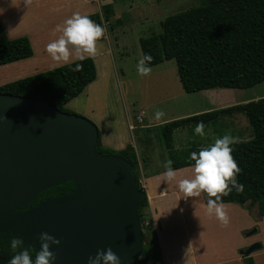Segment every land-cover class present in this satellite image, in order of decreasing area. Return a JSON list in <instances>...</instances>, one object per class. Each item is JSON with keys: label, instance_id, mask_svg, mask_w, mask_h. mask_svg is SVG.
Wrapping results in <instances>:
<instances>
[{"label": "trees", "instance_id": "1", "mask_svg": "<svg viewBox=\"0 0 264 264\" xmlns=\"http://www.w3.org/2000/svg\"><path fill=\"white\" fill-rule=\"evenodd\" d=\"M113 13L112 5L105 4L101 12L90 14L89 18L104 27ZM161 27L162 32L140 39L142 52L152 56L149 66L175 59L179 80L186 92L214 87L247 89L264 82V0H200L198 6L168 15L161 22ZM33 53L30 39L27 36L11 39L0 19V66L31 57ZM77 63L81 64V68L74 71ZM96 74V64L91 57L7 82L0 85V92L38 97L61 111L77 113L68 109L66 103L78 96L96 78ZM236 113L246 116L252 131L249 139H237V143L231 146V154L241 169L236 179L244 185V189L239 193L233 189L227 196H221L220 203L256 205L264 216V97L172 119L158 126V130H161L173 169H178L194 165V161L189 159V153L198 152L208 145L195 144L185 149H176L174 133L177 129L194 127L197 121L204 122L206 127L221 117ZM98 131L96 150L127 159L132 165L131 172L137 179L138 187L144 190L139 177L140 161L134 145L128 144L123 149L107 148L102 143L99 128ZM75 188L76 184L68 181L48 189L40 193L31 204L22 207L21 211L37 207L47 198L71 193ZM203 195L207 203L209 197L205 193ZM147 202L145 193L140 201V217ZM145 227L147 225L143 221L142 229ZM2 234L0 264H7L14 254L9 247V237L14 234ZM30 254L34 257V250H30ZM127 264H162L159 249L155 244L144 243L142 254ZM244 264L255 263L248 257Z\"/></svg>", "mask_w": 264, "mask_h": 264}, {"label": "water", "instance_id": "2", "mask_svg": "<svg viewBox=\"0 0 264 264\" xmlns=\"http://www.w3.org/2000/svg\"><path fill=\"white\" fill-rule=\"evenodd\" d=\"M97 125L48 101L0 92V233L39 248V233L59 240L50 246L55 264H86L110 247L122 264L143 251L145 195L123 156L96 150ZM73 181L71 193L21 211L37 196ZM252 245L248 252L259 248Z\"/></svg>", "mask_w": 264, "mask_h": 264}, {"label": "crops", "instance_id": "3", "mask_svg": "<svg viewBox=\"0 0 264 264\" xmlns=\"http://www.w3.org/2000/svg\"><path fill=\"white\" fill-rule=\"evenodd\" d=\"M113 1L105 0V3L112 5L114 11L112 16H115ZM93 2V0H31L25 6L24 0H0V19L8 36L11 39L27 36L34 51L31 57L1 65L0 85L49 70L54 68L53 65L60 66L75 61L73 55L69 56L68 62L53 61L45 51V46L61 34L55 31V26L62 25L73 12L81 15L96 13L98 8ZM112 16L110 21L113 19ZM114 25L119 24L114 23ZM104 28L107 30L105 24ZM111 30H114L113 26ZM96 48V54L92 57L96 64V78L78 96L69 100L66 107L88 117L97 125L105 147L123 149L128 144H133L139 157V148L133 141L130 129L132 125L129 122L128 111L130 110L126 101H122L119 96L117 88L112 43L109 38L98 40ZM216 89H222V87L198 92L205 94ZM260 95L256 93L250 99L240 103L259 99ZM167 99L170 100L169 97ZM218 104L190 109L180 106L172 118H184L223 108ZM174 111H177V108ZM145 114L143 109L141 113H138L142 121ZM231 117L233 119L236 117L235 120L238 118L243 120L248 128L244 114L236 113L229 116L230 119ZM151 118L158 126L163 124L160 119ZM212 125L205 127V133L210 134L208 129ZM225 128L228 131L225 133L235 134L236 130L233 126ZM213 132L218 133L217 129ZM219 136L222 134L217 137ZM250 137L251 132L248 130L244 137L235 138L247 140ZM138 144L146 152L150 147L140 140ZM139 161L141 162L140 157ZM142 165L145 167L143 170L147 168L148 171V174L143 173L140 178L148 197L147 205L142 210V218L147 225L142 229L143 242L157 246L162 264H183V253L187 248L190 254L189 264H244L248 257L252 258L255 264H264V216L260 214L256 205L239 202L221 203L228 217V223L222 224L214 212L207 213V203L203 192L199 196L185 198L184 193L178 188L179 180L193 176L194 165L174 169L176 176L171 181L165 180L164 167L150 170L147 161ZM254 244H259L260 247L248 252Z\"/></svg>", "mask_w": 264, "mask_h": 264}, {"label": "rangeland", "instance_id": "4", "mask_svg": "<svg viewBox=\"0 0 264 264\" xmlns=\"http://www.w3.org/2000/svg\"><path fill=\"white\" fill-rule=\"evenodd\" d=\"M93 1L98 8L97 12H101L102 6L107 4L105 0ZM199 4L200 0H114L113 6L116 15L112 16L111 21L106 22L107 30L99 39L109 38L113 46L119 96L122 101H126V105L129 107L130 124L136 126L133 129L130 127V129L133 134V141L135 144L137 143L139 148L141 162L138 169L140 178L143 173L148 174L147 168L143 170L145 167H142L146 161L149 164L148 168L153 170L164 167L165 161L169 160L161 130H158V124L151 118L154 117L156 111L163 113L160 121L165 123L176 115L180 106L187 109L206 108L219 103V107H226L250 99L256 93L261 94V97L263 96L264 82L247 89L222 88L211 90L205 94L198 91L185 93L186 91L179 80L175 59L149 66L150 72L146 76L137 74V61L143 55L140 39L162 32L161 22L168 15ZM114 23L119 25H114ZM111 26H113V31ZM123 104L125 105V103ZM175 108L177 111H174ZM142 109L145 110L146 114L141 122L137 119V115L141 113ZM172 109L173 111H171ZM235 118L221 117L208 129L210 134L206 132L203 137L193 134L195 126L177 129L174 133V147L181 150L198 143H213L219 134L224 135L225 132H228L226 126H233L236 130L233 129L235 133L234 135L231 134L233 137H244L248 130L252 134L247 119L248 128L243 120L239 118L235 120ZM143 125L150 127H140ZM216 129L218 133L213 132ZM139 140L150 146L147 152L140 148Z\"/></svg>", "mask_w": 264, "mask_h": 264}, {"label": "clouds", "instance_id": "5", "mask_svg": "<svg viewBox=\"0 0 264 264\" xmlns=\"http://www.w3.org/2000/svg\"><path fill=\"white\" fill-rule=\"evenodd\" d=\"M31 0H24L27 6ZM55 31L61 34L45 46V51L53 61L68 62L69 56L73 55L76 60L83 61L96 54L97 41L103 36L105 28L92 21L88 15H81L73 12L67 17L63 24L55 26ZM152 56L143 53L137 61L136 70L140 76H146L150 72ZM57 65H53L55 67ZM81 64H75L74 71H79ZM163 116L161 111H156L155 119L159 120ZM193 134L201 137L205 136V124L197 121L193 128ZM237 139L228 133L215 138L214 142L206 147H202L198 152H190L189 159L194 161L193 176L181 179L178 188L184 193L185 198L199 196L201 192L207 197L206 211L209 214L215 213L216 218L222 223H228V217L220 203L221 196H227L233 189L239 193L244 189V185L236 179L241 169L232 156L233 148ZM164 177L166 181H171L176 176V171L172 167V161H165ZM3 234L0 233V238ZM39 248L33 245H24L22 237L11 235L9 237V247L13 250V255L7 264H55L56 256L50 246L58 245L59 240L47 232L39 233ZM21 246V247H18ZM34 250V257L30 254ZM183 264H189V249L183 253ZM86 264H122L121 258L117 256L110 247L103 250L97 249L94 255H89Z\"/></svg>", "mask_w": 264, "mask_h": 264}, {"label": "built area", "instance_id": "6", "mask_svg": "<svg viewBox=\"0 0 264 264\" xmlns=\"http://www.w3.org/2000/svg\"><path fill=\"white\" fill-rule=\"evenodd\" d=\"M100 6H101V4H100ZM104 24H106V23H104ZM137 119L139 120V121H141L142 122V117L141 116H137ZM130 127L133 129V128H135L136 126H134V125H130Z\"/></svg>", "mask_w": 264, "mask_h": 264}, {"label": "flooded vegetation", "instance_id": "7", "mask_svg": "<svg viewBox=\"0 0 264 264\" xmlns=\"http://www.w3.org/2000/svg\"><path fill=\"white\" fill-rule=\"evenodd\" d=\"M47 199H48V198H47ZM47 199H46V200H47ZM44 201H45V200H44ZM32 202H33V201H32ZM42 202H43V201H42ZM40 203H41V202H40ZM40 203H39V204H40ZM29 204H31V203H29ZM25 206H26V205H25ZM28 209H30V208H28ZM26 210H27V209H26ZM23 211H24V210H23Z\"/></svg>", "mask_w": 264, "mask_h": 264}]
</instances>
